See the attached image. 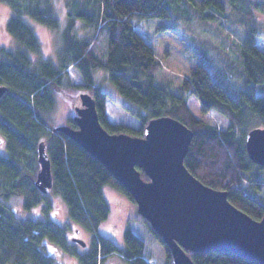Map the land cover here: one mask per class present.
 I'll use <instances>...</instances> for the list:
<instances>
[{"label":"trees","instance_id":"trees-1","mask_svg":"<svg viewBox=\"0 0 264 264\" xmlns=\"http://www.w3.org/2000/svg\"><path fill=\"white\" fill-rule=\"evenodd\" d=\"M1 1L13 7L14 15L7 28L20 46L14 50L0 47V84L8 86L0 100V132L7 142V154H0V264H59L46 252L45 238L77 256L79 264H103L114 252L120 253L128 264H149L143 257L145 244L133 230H125L123 246L98 232L111 213L105 186L120 189L135 202L133 198L97 158L47 122L55 106L56 89L68 85L69 67L81 75L84 87L95 98L100 121L109 132L143 136L153 118L179 119L194 131L186 167L205 184L227 191L229 200L252 217H264V202L249 185L264 188V166L254 163L246 148L247 133L264 127V94L257 92L258 86L264 84V50L256 44L261 34L253 24L243 41L232 46L246 83L237 96L224 86L221 74L200 62L191 69L180 91L174 92L169 83H158L162 64L152 45L135 30L132 20H185L183 0H69L67 7L73 10L62 30L63 43L57 60L40 57V38L22 17L29 15L50 29L60 30L53 1L27 0V5L22 0ZM193 1L222 16H226L229 7L241 12L251 2L258 4L256 0ZM77 19L93 27L94 33L78 36L74 32ZM100 37L106 40L101 51ZM97 70L106 72L117 94L128 102L125 107L140 120L139 128L109 121L106 104L110 95L97 85ZM188 94L198 98L203 113L216 110L225 115L230 120L228 128L219 130L196 116L188 106ZM68 121L77 127L73 117ZM41 143L51 162L52 190L66 202L69 217L89 227L96 238L93 248L85 253L75 251L79 242L66 243L63 226L52 220L20 219L6 204L9 196L18 192L24 195L26 208L40 203L44 194L35 185V174L40 165ZM255 167L259 171H254ZM143 177L146 178L144 174ZM192 257L194 264H254L229 252H196Z\"/></svg>","mask_w":264,"mask_h":264},{"label":"rangeland","instance_id":"rangeland-1","mask_svg":"<svg viewBox=\"0 0 264 264\" xmlns=\"http://www.w3.org/2000/svg\"><path fill=\"white\" fill-rule=\"evenodd\" d=\"M52 1L54 11L60 20V30V27L50 29L36 22L29 15L24 14L22 17L40 38V57L57 60L58 52L63 43L62 30L69 21V11L73 9L67 7L69 0ZM256 1H258L257 5L251 2L249 7H245L246 10L241 12H236L232 7H229L225 12L226 17L209 8H200L195 3L198 1L183 0L185 20H132L135 30L152 45L157 58L162 64V68L157 74L158 83H169L174 92H179L185 78L190 77L191 69L200 62L211 66L221 74L220 78H222L224 86L232 95L237 96L240 89L245 88L246 83L240 70L238 56L232 46H234V43L243 41L253 24L256 31L261 34L258 36L256 44L264 50V0ZM22 4L27 5V0H22ZM204 12L213 14L216 18L213 20L215 22L210 21L214 17L208 18ZM13 15L12 5L0 0V47L9 50H14L20 46L7 28V24ZM168 25L172 28L165 27ZM94 31L93 27L87 25L81 19H77L75 22L74 32L78 36L92 35ZM99 44V50H104L105 37L99 40ZM95 79L97 85L110 95L106 104V115L109 121L135 129L139 128L140 120L128 112L125 107L129 105L128 102L117 94L116 89L108 81L106 72L103 70L95 71ZM84 92L91 93L84 87V81L79 72L74 67H69L68 85H62L61 88L56 89L55 106L47 116L50 127L54 128L69 124L68 119L76 115L75 107L80 104V94ZM257 92L264 94V84L258 86ZM188 95V106L196 116L219 130L228 128L230 120L225 115L216 110L203 113L198 98L193 94ZM0 154H7V142L1 132ZM253 170L259 171L257 167ZM260 181L263 182V179L260 178ZM249 185L252 193L264 202V188L258 189L252 183H249ZM104 193L110 203L111 213L100 224L98 232L112 239L119 246H123L124 232L129 228L144 242L145 252L143 257L149 264H174L172 256L168 257L165 244L161 243L150 224H148L149 222H146L140 215L137 204L120 189L110 185L104 187ZM40 198L38 205L26 208L25 197L18 192L9 196L6 204L16 212L20 219L52 220L53 223L63 226L67 244H73L75 238L83 239L86 245L77 243L78 246L75 251L79 250V252L85 253L93 248L96 241L93 232L89 227L80 225L69 217L68 206L59 194L51 190L48 194L40 196ZM47 206H49L48 210H46ZM44 244L48 255L54 257L59 264H79L77 256L65 250L62 245L48 238L44 239ZM103 264H128V262L120 253L114 252L107 256Z\"/></svg>","mask_w":264,"mask_h":264},{"label":"water","instance_id":"water-1","mask_svg":"<svg viewBox=\"0 0 264 264\" xmlns=\"http://www.w3.org/2000/svg\"><path fill=\"white\" fill-rule=\"evenodd\" d=\"M7 90L0 84V100ZM80 100L73 118L77 127L66 124L56 131L71 137L108 169L169 248L174 264H194L193 253L211 251L236 253L264 264V217H252L229 200L227 191L205 184L186 167L194 138L191 128L174 117L160 116L149 121L143 136L111 133L100 121L95 98L84 92ZM246 148L250 159L264 166V127L247 133ZM39 163L35 185L48 194L54 180L43 143Z\"/></svg>","mask_w":264,"mask_h":264},{"label":"flooded vegetation","instance_id":"flooded-vegetation-1","mask_svg":"<svg viewBox=\"0 0 264 264\" xmlns=\"http://www.w3.org/2000/svg\"><path fill=\"white\" fill-rule=\"evenodd\" d=\"M77 106H81V102H80V104H79V105H77ZM75 239H79V238H75Z\"/></svg>","mask_w":264,"mask_h":264},{"label":"clouds","instance_id":"clouds-1","mask_svg":"<svg viewBox=\"0 0 264 264\" xmlns=\"http://www.w3.org/2000/svg\"><path fill=\"white\" fill-rule=\"evenodd\" d=\"M76 107H77V106H76ZM76 107H75V108H76ZM76 114H77V113H76ZM73 118H74V116H73ZM68 125H69V124H68ZM51 190H52V189H51Z\"/></svg>","mask_w":264,"mask_h":264},{"label":"crops","instance_id":"crops-1","mask_svg":"<svg viewBox=\"0 0 264 264\" xmlns=\"http://www.w3.org/2000/svg\"><path fill=\"white\" fill-rule=\"evenodd\" d=\"M76 241V240H75Z\"/></svg>","mask_w":264,"mask_h":264}]
</instances>
